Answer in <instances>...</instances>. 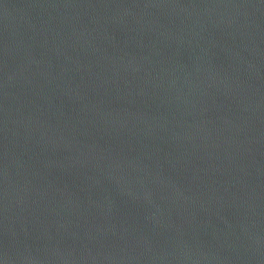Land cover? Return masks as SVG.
I'll use <instances>...</instances> for the list:
<instances>
[{"label":"water","instance_id":"water-1","mask_svg":"<svg viewBox=\"0 0 264 264\" xmlns=\"http://www.w3.org/2000/svg\"><path fill=\"white\" fill-rule=\"evenodd\" d=\"M0 264H264V0H0Z\"/></svg>","mask_w":264,"mask_h":264}]
</instances>
